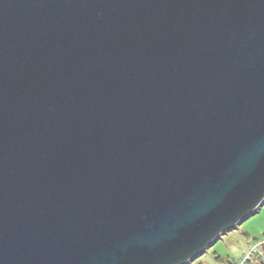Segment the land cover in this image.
<instances>
[{
  "label": "water",
  "instance_id": "1",
  "mask_svg": "<svg viewBox=\"0 0 264 264\" xmlns=\"http://www.w3.org/2000/svg\"><path fill=\"white\" fill-rule=\"evenodd\" d=\"M264 203V0H0V264H188Z\"/></svg>",
  "mask_w": 264,
  "mask_h": 264
},
{
  "label": "rangeland",
  "instance_id": "2",
  "mask_svg": "<svg viewBox=\"0 0 264 264\" xmlns=\"http://www.w3.org/2000/svg\"><path fill=\"white\" fill-rule=\"evenodd\" d=\"M264 239V203L234 228L223 233L213 244L188 264H224L238 259L249 244Z\"/></svg>",
  "mask_w": 264,
  "mask_h": 264
},
{
  "label": "built area",
  "instance_id": "3",
  "mask_svg": "<svg viewBox=\"0 0 264 264\" xmlns=\"http://www.w3.org/2000/svg\"><path fill=\"white\" fill-rule=\"evenodd\" d=\"M264 263V239L249 244L247 250L236 260L225 264H263Z\"/></svg>",
  "mask_w": 264,
  "mask_h": 264
},
{
  "label": "crops",
  "instance_id": "4",
  "mask_svg": "<svg viewBox=\"0 0 264 264\" xmlns=\"http://www.w3.org/2000/svg\"><path fill=\"white\" fill-rule=\"evenodd\" d=\"M233 260H236V259H233ZM233 260H227L225 263L231 262V261H233ZM225 263H224V264H225Z\"/></svg>",
  "mask_w": 264,
  "mask_h": 264
},
{
  "label": "trees",
  "instance_id": "5",
  "mask_svg": "<svg viewBox=\"0 0 264 264\" xmlns=\"http://www.w3.org/2000/svg\"><path fill=\"white\" fill-rule=\"evenodd\" d=\"M264 264V263H263Z\"/></svg>",
  "mask_w": 264,
  "mask_h": 264
}]
</instances>
